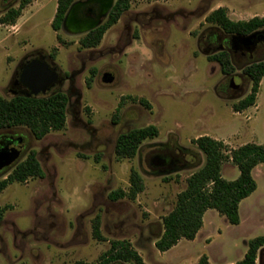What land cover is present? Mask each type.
I'll return each mask as SVG.
<instances>
[{
    "label": "rangeland",
    "instance_id": "374dc122",
    "mask_svg": "<svg viewBox=\"0 0 264 264\" xmlns=\"http://www.w3.org/2000/svg\"><path fill=\"white\" fill-rule=\"evenodd\" d=\"M19 1L0 0V17ZM30 5L16 26L0 24V96H13L7 89L15 71L26 56L40 51L63 77L50 93L67 96L66 124L41 140L26 128L0 131V141L13 138L19 146L12 165L0 170V180L30 151L44 172V178L10 184L0 194L5 208L0 264L95 263L112 240L129 241L145 264H196L203 255L211 264L240 261L247 242L264 236V164L254 171L257 189L245 201L242 225H230L211 210L203 217L205 240L181 239L166 252L157 251L154 243L186 179L203 165L194 139L222 141L225 154L246 143L264 144V77L255 104L233 112L251 82L245 66L234 64L232 83L245 90L239 96L227 90L229 76L206 59L214 54L206 50V36L222 31L204 22L220 7L232 21L264 17V0H130L129 9L92 49H79L84 34L66 26L58 33L51 29L55 0ZM263 59L264 54L251 62ZM131 98H143L149 107ZM149 125L158 136L143 141L134 158L117 159V137ZM170 156L174 162L164 168ZM195 157L197 164L188 165ZM132 170L143 180L142 192L135 200L110 201L111 191H128ZM238 175L229 160L223 162V179ZM97 217L103 242L92 237Z\"/></svg>",
    "mask_w": 264,
    "mask_h": 264
},
{
    "label": "trees",
    "instance_id": "16d2710c",
    "mask_svg": "<svg viewBox=\"0 0 264 264\" xmlns=\"http://www.w3.org/2000/svg\"><path fill=\"white\" fill-rule=\"evenodd\" d=\"M83 0H56V11L51 21V29L58 33L69 8ZM32 0H20L16 8H8L0 17V24L15 25L22 11ZM130 7V0H114L106 19L96 28L85 33L78 40L79 49L97 47L105 32L115 25L123 13ZM204 22L212 25L227 35L237 37L264 30V17H253L247 21H232L223 7L211 11ZM56 40L64 44L59 35ZM54 54H50L53 58ZM208 62L216 63L223 75H231L234 66L227 52L207 55ZM94 69L91 73L94 74ZM243 73L251 82L250 92L243 99L232 105L235 113L243 112L256 102L260 82L264 77V59L243 68ZM90 83V78L86 81ZM133 102L149 107L143 98H131ZM67 96L62 92L37 97L12 96L9 99L0 96V131L12 128H26L36 140L43 139L51 131H60L66 124ZM158 136L155 126L149 125L121 133L116 140L114 152L117 159H132L136 156L141 144L147 139ZM193 144L203 154L204 162L186 179V188L177 195L174 209L162 218L163 232L155 241V249L166 252L181 239L192 241L202 227V217L207 210H214L223 216L230 225H238L239 204L249 197L257 188L252 176L253 169L264 164V144L246 143L225 154L222 141L201 136L193 140ZM229 160L239 171L238 177L227 181L221 176L224 161ZM197 164L196 157L190 166ZM42 179L44 172L36 158V152L30 151L26 158L17 163L5 179L0 180V194L13 183H24L28 179ZM143 190V180L134 170L130 174L128 191L114 190L108 194L110 201L128 198L135 200ZM5 208L0 206V223ZM93 239L103 242L105 238L100 231V220L92 222ZM264 247V236L255 237L247 242V250L243 258L234 264H256L257 253ZM145 264L141 256L127 240H112L109 248L97 262L85 263L77 261L73 264ZM196 264H210L207 256H201Z\"/></svg>",
    "mask_w": 264,
    "mask_h": 264
},
{
    "label": "flooded vegetation",
    "instance_id": "af4514ba",
    "mask_svg": "<svg viewBox=\"0 0 264 264\" xmlns=\"http://www.w3.org/2000/svg\"><path fill=\"white\" fill-rule=\"evenodd\" d=\"M112 4L113 3H111V0H83L78 2L72 8L65 26L75 34L80 33L88 28L95 27L106 19ZM236 37L237 36L227 35L223 32H217L214 30L210 31V33L206 36V50H210L214 53L227 52L230 56L233 66L234 64H237L240 65L241 68L249 65L250 63L256 62L251 61L263 56L264 40H255L253 44L248 45L241 42L239 39H237L238 37ZM24 60L25 61H21L20 65L18 66V71H15L14 78L7 89L13 96H21L30 93V90L22 83L20 78L24 68L33 60L46 63L49 69L56 72L57 74V79L49 86L47 95H49L50 90L55 85L62 84V75L59 74L60 72L58 71L57 67L42 52L38 51L33 56L28 55L24 58ZM232 75L233 74L227 75L229 76L230 82V84L227 85V90L232 91L233 96H239L244 92L245 87L240 83L233 84L232 80L234 79V76ZM17 143L18 141L13 138L4 139L3 141H0V148L5 146L10 147L12 144ZM176 161H178V159ZM173 162L174 159L170 156L168 161L163 164V167L167 168L173 164ZM257 258V264H264V247L258 251Z\"/></svg>",
    "mask_w": 264,
    "mask_h": 264
},
{
    "label": "water",
    "instance_id": "95a60500",
    "mask_svg": "<svg viewBox=\"0 0 264 264\" xmlns=\"http://www.w3.org/2000/svg\"><path fill=\"white\" fill-rule=\"evenodd\" d=\"M111 3H113L111 1ZM76 3L70 6L67 14L65 15L64 21L61 25V28L64 29L67 24L69 15L72 8ZM101 23L96 25L99 26ZM95 27L88 28L80 34H85L92 30ZM237 38V37H236ZM241 42L251 45L255 40H264V30H258L254 33H251L248 36L238 37ZM22 83L30 90V93L21 95L25 97H37L47 95L49 86L57 79V74L54 71H51L46 63H42L38 60L31 61L28 64L22 74H21ZM17 96V95H15ZM19 153V146L17 144H12L10 147H1L0 148V170H4L12 165L13 161L16 159Z\"/></svg>",
    "mask_w": 264,
    "mask_h": 264
},
{
    "label": "crops",
    "instance_id": "0c3cea01",
    "mask_svg": "<svg viewBox=\"0 0 264 264\" xmlns=\"http://www.w3.org/2000/svg\"><path fill=\"white\" fill-rule=\"evenodd\" d=\"M56 1V0H55ZM32 5H28V7H31ZM28 7H26V8H28ZM55 11H56V9H55ZM23 12V11H22ZM55 14V13H54ZM16 26V25H15ZM261 165V164H260ZM260 165H258V166H256L254 169H253V171H252V176H253V178H254V180H255V176H254V171L257 169V168H259L260 167ZM257 189V188H256ZM254 193V192H253ZM252 193V194H253ZM251 194V195H252ZM250 195V196H251ZM249 196V197H250ZM249 197H247V198H249ZM246 198V199H247ZM246 199H244L243 201H241L240 202V204H239V210H238V212H239V218H240V222H239V224L238 225H236V226H240V225H242L243 223H244V220H243V218H242V213H241V211L244 213V214H246V212H244V209L246 208L245 207V201H246ZM208 211H211V210H207L204 214H203V217L205 216V214L208 212ZM213 211V210H212ZM203 217H202V227H201V229L198 231V233L196 234V236H195V238H194V240H196V239H198V237H203V239L205 240L206 238H207V233L206 232H203V227H204V220H203ZM194 240H192V241H194ZM246 253V252H245ZM244 253V254H245ZM244 254L242 255V258H243V256H244ZM241 258V259H242ZM209 261V260H208ZM210 263V262H209ZM211 264V263H210Z\"/></svg>",
    "mask_w": 264,
    "mask_h": 264
}]
</instances>
